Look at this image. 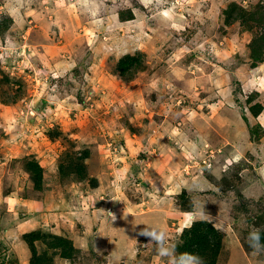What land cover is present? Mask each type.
<instances>
[{
    "label": "rangeland",
    "instance_id": "rangeland-1",
    "mask_svg": "<svg viewBox=\"0 0 264 264\" xmlns=\"http://www.w3.org/2000/svg\"><path fill=\"white\" fill-rule=\"evenodd\" d=\"M261 39L264 0H0V264H264Z\"/></svg>",
    "mask_w": 264,
    "mask_h": 264
},
{
    "label": "crops",
    "instance_id": "crops-1",
    "mask_svg": "<svg viewBox=\"0 0 264 264\" xmlns=\"http://www.w3.org/2000/svg\"><path fill=\"white\" fill-rule=\"evenodd\" d=\"M130 21H133V20H130ZM119 22L121 23V21L119 20ZM127 22H129V21H127ZM239 76V75H238ZM257 78H264V65H262L261 67H258V68H255V69H253V70H242V72L240 73V76H239V81L241 82V87H242V89H243V93L242 94H245V97L244 98H247L248 96H249V94L251 95L252 93H254V94H257V93H259L260 94V96H256V97H258L257 98V102H259L260 101V99H264V84L262 83V81H260V80H258ZM244 79V81H242ZM257 92V93H256ZM262 93V94H261ZM262 104H263V107H264V101H262ZM213 105H216L215 103H213ZM246 108L248 109V107L246 106ZM248 112H247V114L245 115V116H241L240 114L239 115H234L233 116V119L232 120H230V119H228V118H224V119H228V120H230V121H233L232 122V124L234 125V127H237L238 129H234V131L235 130H239V128L240 127H245L246 128V131L243 129V130H240V133H241V135L243 136V138H246V136H247V138L248 137H251V134H250V132H247L248 131V127L250 126V127H253V126H258V127H262V131L264 130V124L262 123V122H264V108H263V110H262V112L258 115V116H254L252 113H251V111L250 110H247ZM222 111H220V114H222L221 113ZM224 112H226L225 114H222V116H224V117H230L229 116V114H228V110H225ZM259 122H261V123H259ZM260 124H262V125H260ZM233 131V132H234ZM239 132V131H238ZM228 136L229 137H232V133H229L228 134ZM236 136V135H235ZM136 138H138V136L136 135L135 136ZM246 138V139H247ZM252 138V137H251ZM130 139L132 140V141H135L136 139L134 138V137H130ZM246 139H245V141H246ZM250 139V138H249ZM260 148H261V150H262V152H263V159H264V137H262V138H260V144L258 145ZM120 158H124L125 159V157H123V156H120ZM126 158L127 159H125L126 160V164H125V167L124 166H121V168H118L117 170H121L122 172L124 171V169L127 167V166H129L130 167V169L132 168V169H134L132 172H134L136 175L139 173V171L137 170L138 168V165H136V163H135V161H133L132 159L130 160V156H129V154H127L126 155ZM131 162V163H130ZM264 168V167H263ZM193 184V183H192ZM204 185H205V183H200V182H198V183H196V184H193V185H191L192 186V188H198V186H200V187H204ZM108 218V217H107ZM103 219V218H102ZM87 220V219H86ZM19 222V221H18ZM128 223L130 224V225H128ZM19 224V223H18ZM102 224H109V227L107 228V230H102V232L104 233V234H106L105 236H104V238H102V240H101V238H99V239H92V242H94L95 240V242H97V243H93V244H95L97 247H98V250L99 249H101V247H104V245H108V244H111L112 245V243H114L112 246H114V245H116L115 244V241L114 242H112V241H110L111 240V235L109 236V234H110V232H113V231H111L112 229L111 228H113V226H115V228L117 227V223L116 222H111L110 220H109V218H108V221H106V222H102L101 221V224L100 225H102ZM126 224H127V226H131L132 227V223L131 222H126ZM137 225V224H136ZM108 226V225H107ZM109 229H111V230H109ZM133 234V233H132ZM134 235V234H133ZM109 236V237H108ZM132 238H133V236H132ZM130 239V238H129ZM124 240V239H123ZM129 242V240L127 239L126 240V242L125 243H128ZM117 243V242H116ZM119 245V244H118ZM117 245V246H118ZM120 245H121V243H120ZM94 246V245H93Z\"/></svg>",
    "mask_w": 264,
    "mask_h": 264
},
{
    "label": "trees",
    "instance_id": "trees-1",
    "mask_svg": "<svg viewBox=\"0 0 264 264\" xmlns=\"http://www.w3.org/2000/svg\"><path fill=\"white\" fill-rule=\"evenodd\" d=\"M132 18V17H131ZM131 18H130V20H131ZM228 18H230L231 19V16L230 15H228ZM125 20H129V19H125ZM261 41H264V39H261ZM34 168L36 169V170H39V166L37 167V165H34ZM34 171V170H33ZM32 172V171H31ZM34 173H36V171H34L33 172V174Z\"/></svg>",
    "mask_w": 264,
    "mask_h": 264
}]
</instances>
